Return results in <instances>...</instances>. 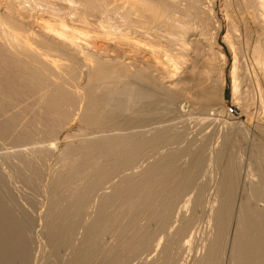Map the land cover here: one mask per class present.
<instances>
[{
    "label": "rangeland",
    "instance_id": "rangeland-1",
    "mask_svg": "<svg viewBox=\"0 0 264 264\" xmlns=\"http://www.w3.org/2000/svg\"><path fill=\"white\" fill-rule=\"evenodd\" d=\"M0 1H1L0 4L4 3L3 0ZM13 1L15 3L17 2L15 0ZM73 1L29 0L28 2V0H24V1L18 0L19 2L18 5L17 3L14 4L11 2L13 6L16 5V7L17 6L19 7V8L15 7L16 9H19V11L16 10L18 12V15L16 12V15L18 16V17L16 16L17 19L19 18L20 21L23 19V21L21 22L25 21L24 23H29V25L27 26L26 24L22 25L25 26L26 28L28 27L27 28L28 30L22 28L23 30L25 29L26 32L25 30L24 32H21L22 30H19L18 32L16 31V33L18 34L19 32H21L19 34L20 38L21 39L23 38L22 40L26 38L27 40L34 35L30 33L35 32L36 34L37 31L36 29H39L36 27H38L41 24H46V25L52 24L50 26H54V24H56L54 27L57 26L56 28H59V27H63L64 24L66 23L64 28H67L68 31L70 30L72 32L73 30H75L74 28L77 27L75 31L76 32L78 31L77 33L83 34L81 31L82 28L83 32L84 31L88 32V33L86 32L88 36H93L89 34L90 32L89 28L91 30V34H94L95 32L104 29L103 28L104 24L100 23L101 21H98L99 22L98 26L95 27V29H97L98 27L100 28L101 26L102 27L99 30L97 29V31L94 30V26H95L94 24L97 23L96 21L97 18L95 19V17L93 18L89 14L88 15L89 18H87L86 20L85 17L88 16L85 13L84 15L86 16L82 15L84 19L79 17L80 19H83L84 24L81 23V21L78 22L79 20L78 17H77L78 20L75 21L80 25L77 24L78 25L77 26L76 23L74 24L75 21L73 19H76L74 17L77 16L76 14L78 12L77 9L80 7L81 1L80 0L79 1L75 0L74 2ZM20 2H22L23 4ZM5 3H7L6 0ZM61 3L63 6L61 5ZM67 4L69 6H67ZM76 4H78L79 6ZM202 4L203 7L206 8L211 7L215 21L217 22V25H219V31L215 38V41L220 51L224 53L225 57L222 59L218 55L217 47L214 48L213 46V48H211L212 45H210V43L212 44L211 41L212 40L214 41V38H213V34L210 35L208 34L207 35L208 39H206L205 40L206 42L203 44L205 51L202 53V55L199 56V62L196 66L200 68L199 69L196 68V69L198 70V72L201 71V68L206 69V70L202 69V71L204 70L209 71L203 65V63L205 64L206 61H210V60L211 62L212 61L215 62L216 65L220 64L219 66L223 67L225 83L223 90L224 98L222 99V101L217 98V100L219 101L217 100L214 101L212 108L208 110H204L202 109V106L199 105L200 102H198L200 101L199 99H201L199 97H201L200 93L203 89L201 88L202 84L200 86L199 85L192 86L193 89L192 87H190V89H188V92L186 90L187 92L186 94L188 96L190 95L191 97H193L190 99V102L186 101L185 99L183 100L182 104L178 103V105L176 104L175 106L173 105L172 107L168 108L167 102H163L162 100L161 102H159L160 105H156L155 102H152L151 104L150 101L146 99L143 100L145 102L137 101L133 110L124 113L125 115L123 114V116L121 117V121L122 120L124 121V123L121 124L122 125L120 127L121 130L117 129V127L111 128L112 132H114L113 129L115 130V132L119 130L121 131V133H126V132L128 133V131L133 133L140 132L141 134L140 136H143L144 138H148L147 136L150 137L152 133L165 130L163 132L164 134L162 138L159 140L158 143L149 146L147 145L143 148L142 153L139 155L140 158L138 157L136 161V168L125 172V174L127 173L129 176H132L131 178H129L130 181L128 180L126 183L128 188L130 189L132 188L135 189L134 188L135 186L138 187L136 188L137 191H139L140 189H141L140 192L142 190L143 191L147 190L149 188L148 185L144 183H143L144 185L140 184V180H141L140 178L143 177L141 176L142 175L141 172L143 171V169L146 168L149 164L158 162L159 158L161 159L171 155L174 157L178 156L174 164L171 166L174 168L170 167V169L172 170L169 169V173H172L173 176L164 175L165 176L164 177L162 175L163 176L162 177L161 175L159 176L157 175L156 178L154 177V180L151 179L148 182L149 185L152 182L155 183L154 185H150L151 189L154 188L152 189L154 191V194L151 195L150 197L153 199L154 198L160 199V201L157 202V205L155 207L156 209L153 208V206L152 208L149 207V209L145 208L141 210L139 214L136 216L132 215V212L130 211L129 208V204L126 203L127 200L123 197H120L121 199L119 197L118 198L114 197L115 198L114 201L110 202L108 204L109 206L105 207L106 209L104 208L106 211L103 215L100 216V218L97 217L98 216L97 214L99 213L98 210L100 211L101 207L99 206L102 205V202L99 197L95 198L94 197L95 195H93L92 200L90 202L91 206L88 205L89 204L88 202L86 204L87 206L85 205L86 207L80 209V211L77 213L72 212L69 209L70 205H72V202L74 201L73 198L71 197L73 193L72 190L75 191V188L78 189L80 187H84L86 190V186L88 188V184H86L85 186L82 185L80 186V182L77 181L79 175L84 174L82 172V166H84L85 164H83L81 158L80 160L78 159L77 161H75L73 164L71 163V165H69L70 167L62 168L63 164L61 165V163L70 160L71 158L70 153L72 151L73 146L75 147V145L76 146L79 145L83 139H92V137L94 138L96 136H100V134L102 135L105 132L96 129V127H94L93 125L90 124L88 125L87 123L82 122L81 114L83 113L82 108H84V105L81 101L79 102L81 104V107H79L80 104L78 103L79 106L77 105L78 107L76 106L73 109L75 111L73 110L71 111L73 112L72 115L69 114L68 117L66 116V117L56 118L55 120L57 122L54 121V123L47 126L46 125L47 121H45L46 119L44 118L45 114L46 117L49 118L47 113L44 114V112L46 111L44 107L46 104L44 102H46V100L45 101L43 100L44 102L43 101L37 102V100L39 99L38 93L41 94L42 92L32 91L28 95L20 94L19 96L21 97H17L18 94H13V93L14 92L16 93V91L17 93H21L20 90L22 87H20V85L22 86L25 78L24 77H23L24 79H22V77L20 78L22 79L21 80L22 82L20 80L17 81L19 78H16V76L18 77L19 74L16 75L15 72L11 71L13 70V68L10 67V63H9L10 61H7L9 64L6 61H3L4 63L0 61V67H1L0 69L2 70L4 69L3 70L4 73H2L0 76L2 78L3 75L2 80H4L2 81V83H0V89L3 86L7 87V88H2L0 90V97H1L0 101L4 99L3 101L6 100L8 102L9 101L8 98L12 94L16 97L14 98V96L12 95L9 99L12 98L13 100L17 98L16 101L10 100V102H8V104L5 105V107L7 108L3 107L4 104H1V103L6 104L7 103L6 101L0 103L1 108L2 107L5 108L6 110L5 109L4 110L7 112L3 114L2 109L0 108V111L2 112V113L0 112V114H2L4 118L3 119L2 116L0 117V119L2 118L0 120L1 123L0 128L2 125L1 130H3L5 126L8 127L7 125L9 123L11 124L10 122L11 119L16 117V121L14 122V124H12L14 127L12 125H9V127L10 126L13 127L11 128L13 131L11 129L10 131L7 130L4 132L6 134H3L2 131H0V187H1L0 201H2V203L0 202V208L3 206V204H5L3 207L6 206V208L3 209L1 208L2 210L0 209V213H1L0 221L2 222V224H0V231L3 233L5 232V237L4 234L3 233L1 234L0 232L1 236H3V238L0 237V240L2 238L1 242L5 241L4 242L5 244L0 242L1 264L3 263L4 264H80V263L81 264H118V262L119 264H153V263L154 264H171V263L195 264V262H193L194 260L193 257L196 254H198L200 257L203 256V254L206 251V244L209 243L210 239L217 232L216 221H214L216 216L215 214L217 213L215 211H218L217 209H219L221 206L226 205V203L221 204V199L225 198L226 196V194H223V192L225 193L228 192L227 196L229 197L226 196V198L232 197L231 198L232 200L230 199L232 202L230 201V204H227V206L225 207V211L227 210L229 215L228 216L229 219L226 224L227 227L226 230L229 231L228 233L229 238L227 237V240L222 243V245L224 244L222 246L223 254H221L222 256L220 257L219 264H237L236 262L230 259V253H231L230 251L232 247V237L234 235L233 232L235 228V222L237 215L239 213L238 208H240V206L242 207L243 205L241 204H243L245 201H247V203L245 202L244 206L247 207L249 206L253 208L256 207V205L257 207H262V206L264 207V58H263L264 26L259 23L257 24L255 20L247 14L246 10L242 8L244 4L243 0H202ZM25 6L27 7V9ZM53 8L55 11H53ZM35 9H37L36 12ZM71 9L77 12L72 11ZM68 10L72 12L70 13ZM14 11L15 10H12L11 12L15 15ZM42 11L45 12L43 13ZM47 11H50L51 13ZM11 12H9L10 15ZM19 12L21 13L19 14ZM46 13L48 14L46 15ZM54 15H56L57 19L56 18L53 19L55 17ZM37 16L39 17L37 18ZM66 16L68 19L66 18ZM91 17L93 18L92 20ZM88 19L91 22L93 21L95 23L90 25L91 22L89 23ZM61 21L62 23H60ZM113 22L110 23H112L113 25ZM81 24L86 26L89 24V26L91 27L87 26L88 29L87 30L84 29V27L86 28V26L82 27ZM114 24L117 23L115 22ZM78 29L81 32H79ZM120 30L121 29H118V31L116 32L117 33L123 32L122 30L121 31ZM24 33L26 34L25 38L23 36L25 35ZM21 34L23 37L21 36ZM134 35L136 36L135 33ZM130 36L133 37L132 34ZM130 36L128 41L136 38L135 36H134L135 38H131ZM138 37L136 38V41L138 40L139 42V40H141L142 42L143 41L142 38L141 37L138 38ZM32 39H34V36L32 37ZM78 40L82 41L81 39ZM136 41L132 40L130 42L134 44ZM135 44L133 45V47L135 48L130 46L128 47V44H126L127 49H131L133 51L131 53L133 54H135V51L138 49L137 48L138 43L136 42ZM256 46L257 47L259 46V48L262 47L261 52L262 51L263 52L259 56L260 60L258 59L257 54H255L254 56L253 51L256 49ZM235 51L237 55H235ZM215 52L217 54H215ZM54 57L57 60L59 59L58 61L60 62H65V60H63L61 57L59 58H57L58 56L57 57L54 56ZM235 57L237 58L235 59ZM259 62L262 63L260 64ZM5 64L6 66L9 65L8 69L7 67H5ZM10 68L12 69L10 70ZM217 70L218 69H215L212 70V72H210L212 73L211 74L212 84L216 86L219 85V80L216 81L218 79V72H219ZM202 71L200 73L203 76ZM7 72H9V74L12 72L11 73L12 75L11 74L10 75L12 76V78L15 77L16 84L20 83V85L16 86L14 79H12L13 80L12 82L15 85L13 84L10 85L12 83L10 80L11 76L9 74L7 76L6 74ZM214 72L215 75H213ZM13 73L16 76L13 77ZM6 77L7 78L9 77V79H6ZM1 78H0V82H1ZM5 80L7 82V86H5L6 84L5 85L3 84L6 83ZM81 81L82 84L85 83L84 78L81 79ZM8 82L10 83L8 84ZM8 85L10 86L8 87ZM11 86L12 87L15 86V88H12ZM16 87H18V89ZM8 91H11L13 93L10 92L9 94ZM189 91L192 93L190 94ZM6 95H8L9 97ZM29 99H32L34 101ZM11 101L15 103H11ZM10 105L13 108L12 110H10L11 109ZM21 108L24 109L22 110ZM77 108L79 109V111L76 112ZM75 112L76 114L77 113L78 114L76 115ZM38 113L42 114V117H40L41 115H39ZM7 114L8 116L6 117L7 118L6 119L4 116H6ZM14 114H16L17 116H15ZM18 114L22 118L23 117L24 118L21 119V117L18 116ZM10 115L13 118L12 117L8 118ZM69 118L71 120H69ZM3 120H4L3 123L5 124L2 123ZM18 120L20 121V123H18L19 122ZM42 120H44V122L46 123L43 124L42 122H40ZM86 124L87 126H85ZM42 125L43 126L46 125L47 127L45 126L42 127ZM20 135L21 136L28 135L26 136L28 139L26 138L27 140L24 139L22 142L21 141L19 142V140L17 139L18 137H20ZM23 151L24 153L20 155L21 154L20 152ZM216 151L222 152L221 153L222 159L217 160V157L214 156L215 153L213 154L211 153ZM17 153L19 154L20 158L18 157ZM210 155L213 157L212 161L210 160L211 157ZM196 158L197 160L201 159V163L199 164L198 168H196V166H194V163L191 162L194 161V159ZM40 160H43L42 162L44 163H42ZM177 161L178 163H176ZM35 166H37L39 169L36 168ZM226 167L228 168L230 167L229 170L233 174V177L231 181L226 182L227 184L225 183L224 185L223 183L225 181V177L223 176V173ZM67 168L69 170L71 169L72 171L73 169H76L78 171V174L76 176L77 178L74 177L73 175L72 176L73 181L70 180L71 182L68 183H62V182L58 183L55 180L56 179L55 175H57L60 172V170L63 172L65 171L64 174L69 173V170ZM65 169H67L68 171H66ZM159 172L161 171L159 170ZM175 173H177L178 175H176ZM118 180H119L118 178L117 179L115 178V181ZM82 184L84 185V183ZM224 187H226V189H224ZM101 191L102 190H100V193ZM104 191L107 192L108 194H112L114 192V188H112L111 184L109 185L106 184L102 192ZM189 198L194 199V202L192 201L191 203L188 204L187 200ZM75 199L77 198L75 197ZM162 200L163 201L165 200L164 202L166 204L168 203L171 204L172 207L174 206V208H172L173 214L168 224V226H170V229L168 226L162 227L160 224H158V221L156 220L157 219L156 212ZM224 206L222 208H224ZM229 207H230V211L228 210ZM177 210L180 211L179 212L180 217L176 216L178 212ZM7 214L11 216L5 217L6 220H3L4 215ZM70 216L74 219H72L73 220L72 226L68 229L64 221L66 220V218L70 219ZM75 216H77V218ZM12 217H14V219ZM62 218L64 219V221ZM12 219L14 220V222L15 221L16 222L14 223ZM8 220L11 223L7 222ZM3 221H6V223ZM52 221L57 223L64 222L61 228L65 226L66 227L65 229L63 227V233L66 232L67 234L64 233L63 235L64 238L70 237L71 239L68 238L69 239L68 241L70 242H68L66 238L65 239L61 238L59 240L58 238L54 239L52 237L53 238L52 239L50 237L51 235L49 233V230H50V223H52ZM185 222H187V226L189 228L188 227L186 228V232L182 233V237H181V235L176 234L175 231L176 229H179L181 225L184 224ZM91 223H95V224L98 223V226L100 225L101 227L100 228L101 231L99 232H98L99 229L97 230V232L95 229L96 238L93 237L92 240L91 238L88 239L86 237L89 224ZM17 224L18 226H16ZM1 226H3V228H1ZM19 227L21 228V230ZM171 227L173 230L171 229ZM2 229H4L5 231ZM13 229L14 231L12 232ZM9 230H11V232H9ZM140 231L143 234L142 233L139 234L138 232ZM168 232H172L171 236L167 235ZM143 235H146L147 237L149 236L150 239L152 238L150 241L151 242L150 246L152 244L151 248L149 247L148 249L141 250V247H138L139 246L138 243L140 241L139 239ZM185 235L187 237H185ZM190 235L193 236V239L189 244L190 246L189 247L186 246L185 247L186 249L185 248L180 249L181 246L184 245L183 242H185L188 239V236L190 237ZM84 237L87 239H85ZM5 238L8 241H6ZM159 239H161V242L163 241V243L158 247L156 246V244L157 241H159ZM168 239L169 242L171 241V239L173 240L171 241L173 243L170 242L169 246H172L176 242L174 246L172 247L168 246L169 248L167 251V255H170L169 259H167L166 254L162 253L163 244L164 242L166 243ZM89 240H91L92 243ZM93 240H96L95 245L93 243L94 242ZM63 241H67L68 243ZM87 242L89 247L92 245L93 247L91 249L92 251L91 250H90L91 252L86 251L87 252L86 254L84 250L88 248ZM19 245H21V247H19ZM24 245H26L25 246L26 250L24 249ZM9 248L10 251L8 253ZM4 249L6 250L4 251ZM169 249H171V252ZM11 250H13L15 253L12 252ZM79 252L81 253L80 255H83V257L79 256L78 254ZM111 252L112 253L114 252L113 253L114 256ZM4 254L6 255V257ZM111 257L113 258L111 259L112 261L110 260ZM163 258L167 260H164ZM84 260L86 261L84 262Z\"/></svg>",
    "mask_w": 264,
    "mask_h": 264
},
{
    "label": "bare ground",
    "instance_id": "bare-ground-1",
    "mask_svg": "<svg viewBox=\"0 0 264 264\" xmlns=\"http://www.w3.org/2000/svg\"><path fill=\"white\" fill-rule=\"evenodd\" d=\"M3 1L5 3V0H3ZM6 1H7V3H5V4L3 3L4 5L0 4V47H1L0 48V50H1L0 51V61H2V62L3 61H6V62L10 61L9 62L10 67L13 68V70H11L12 68H10V70L15 72L16 75L19 74L17 77L13 73V77L16 76V78H19L17 81H19V80L21 81L22 79L25 78L23 81V84L21 83L22 84V86H21L19 82H17L19 84H16L15 77L12 78V76H11L12 72L10 73L11 75L9 74L10 71L7 72L6 73L7 76H8V74L11 76L10 77L11 82L13 81L12 79H14L16 86L20 85V87H22L21 90L19 89L21 91V93H17V91H16V93L8 91L9 94L11 92L13 94H18L17 97H21V96H19L20 94L21 95H24V94L28 95L32 91L42 92L41 94L37 92L39 94L38 95L39 97L37 95L36 96L39 98L38 99L39 101L37 100V102L46 100V102L43 101L46 104V105L43 104V105H45L44 107L46 110V111L44 110L45 112L44 111L43 112H44V114L47 113V115L49 116V118H47L46 114H45V117H44L46 119V120L45 119L44 120L47 121V124H46L47 126L54 123V121H56L55 120L56 118L66 117V116L68 117L69 114L72 115L73 112H71V111L77 105L79 106V104H80L79 102L81 101L84 105V108H82V111H83V113L81 114L82 116L80 115L82 117V122L87 123L88 125L89 124L93 125L94 127H96V129H99V130H102L105 132L102 135L100 134V136H96L94 138L92 137V139H83L79 145H77V146L75 145V147L73 146L72 151L70 153L71 154L70 160H68L67 162L61 163V165L63 164L62 168L70 167L69 165H71V163L73 164L75 161H77L78 159L80 160V158H81L82 159L81 161L83 162V164H85L84 166H82V172L84 174L79 175L77 181L80 182V186L81 185L85 186L86 184H88V188L86 186V190L84 187H80L78 189L75 188V191L72 190L73 193H72L71 197L73 198L74 201L73 202L71 201L72 205H70L69 209L72 212H76V213L79 212L80 209H83L87 206L86 204L88 202H89L88 205H90V202L92 200L93 195H95L94 196L95 198L99 197L101 202H102V205L99 206L101 208H100V211L98 210V212H99L97 214L98 218H100V216L105 213V211H106L105 207L109 206L108 204L110 202L114 201V199H115L114 197L125 198L127 200L126 203L129 204V208H130V211L132 212L133 216L138 215L139 212L145 208L149 209V207L152 208V206H153V208H155L157 205V202L160 201V199H156V198L153 199L150 197L151 195L154 194V191L152 190L154 188L151 189L150 185H154L155 183L152 182L149 185L148 182L151 179L154 180V177L156 178L157 175L158 176L159 175H161V176L162 175L163 176L164 175L173 176L172 173H169V169L174 164V162L178 156L174 157L171 155V156H166V157L161 158V159L159 158L158 162L149 164L146 168L143 169V171L141 172L142 173L141 176H143V177L140 178L141 179L140 184L144 183V184L148 185L149 188L145 191L142 190L140 192L141 189L139 191H137L136 188H138V187H135V186H134L135 189L128 188L126 183L128 180L130 181L129 178H131L132 176H129L127 173L125 174V172L128 170H133L136 168V161H137L139 155L142 153L143 148L147 145L149 146V145H154V144L158 143L159 140L162 138V136L164 134L163 132L165 130L164 131L161 130L159 132L152 133V135H150V137L147 136L148 138H144L143 136H140L141 135L140 132H137V133L134 132L133 133V132L128 131V133L127 132L121 133V131H119V130H117L115 132L114 129H113L114 132H112L111 128L117 127V129L121 130V128H120L122 126L121 124L124 123L123 120L121 121V117L123 116L124 113H127L128 111H132L134 106L136 105L137 101L145 102L143 100L146 99V100L150 101L151 104H152V102H155L156 105H160L159 102H161V100H162L163 102H167L168 108L172 107L173 105L175 106L176 104L178 105V103L182 104L183 100H185V99H186V101L190 102V99L193 97H191L190 95L188 96L186 93L188 92V89H190V87H192V86H197V85L200 86L202 84L201 88H203V89L200 93L201 97H199L201 99H199L200 101H198V102H200L199 105L202 106V109L208 110V109L212 108L213 102L216 101L217 98L222 101V99L224 98V94H223L224 91L223 90H224V83H225V78H224V74H223V67L219 66L220 65L219 63H218L219 65H216V63L213 61L211 62V60L210 61L205 60L206 62L204 61L205 64L203 63V65L209 71H205L206 70L205 68H201V71H202V69H205L204 71H202V73H203V76H202L200 73L201 71L198 72V70L196 69V68H198L196 66L199 62V56L202 55V53L205 51L203 44L206 42L205 40L208 39L207 38L208 34L209 35L213 34V38H214V41L213 40L211 41L212 44L210 43V45H212L211 48H213V46H214V48L217 47L218 55L222 59L225 57L224 53L222 51H220V49H219V47L215 41V38H216L218 31H219V25H217V22L215 21L214 14L212 13L211 7L210 8L203 7L202 0H80L81 5L79 3L80 7L77 9L78 12L75 10H72L74 5L71 9L72 11L77 12L76 13L77 16L74 17L76 19H73V20L74 21L78 20L77 17L83 18L82 15H84V13L87 16L90 14V16H92L93 18L95 17V19L96 18L98 19V20L96 19V21H97L96 24H94L95 22H93V21L91 22L88 19L89 23L91 22L90 25L91 24L95 25L94 30L97 31V29L99 30L102 27L101 26L100 28L98 27L97 29H95V27L98 26V23H99L98 21H101L100 23L104 24L103 25L104 29L97 31L94 34H91V30L89 28L91 26H89V24H88L87 26H89L88 28L90 31L89 34L93 35V36H88L87 35L88 32L86 31L87 32L86 33L84 31L86 33L85 34L83 32L82 28H81V31L83 34L77 33L78 31L77 32L75 31L77 29V27L74 28L75 30H73L72 32L70 30L68 31L67 28H64L66 23L64 24L63 27H59V28H56L57 26L54 27L56 24H54V26H50L52 24H50V25L41 24L38 27H36V28H39V29H36L37 31L35 30L36 34H35V32L30 33V34H34L33 35L34 39H32L33 36L31 38H29L30 36L28 35L29 36L28 38L30 39V41H29V39L26 40V38H25L26 34L25 33H24L25 35H23L25 38L24 40H22L23 38L21 39L19 36V34L21 32H24L25 29L28 30L27 29L28 27L26 28L25 26H22V25L26 24V26H27V25H29V23H24L25 21L21 22V21H23V19L21 21L19 20V18L17 19V17H18L17 11H19V9H16V8H19V7L18 6L16 7V5L13 6L12 3H14V4L17 3V5H18V3H19L18 0H15V1H17L16 3L13 0L12 1L6 0ZM19 1H22V0H19ZM71 1H73V0H71ZM28 2H29V0H28ZM243 2H244V4H243L242 8H244L246 10L247 14L249 16H251L257 24L259 23V24L264 26V0H243ZM20 3H22V2H20ZM37 4H38V2H37ZM37 4H35V5H37ZM68 4H67V6H69ZM61 5H62V3H61ZM76 5H78V4H76ZM39 6H41V5H39ZM43 6H44V4H43ZM47 6H49V5H47ZM26 9H27V7H26ZM12 10H15L14 11L15 15L11 12ZM36 10L37 9H35V12H36ZM51 10H52V8H51ZM53 11H55L54 8H53ZM9 12H11V15ZM16 12H17V15H16ZM47 12H50V11H47ZM8 13H9V15H8ZM20 13L21 12H19V14ZM12 14L14 15V17ZM47 14L48 13H46V15ZM53 14H55V13H53ZM59 14H60V12H59ZM39 15H40V13H39ZM86 15H84V16H86ZM29 16H31V15H29ZM42 16H43V14H42ZM54 16H55L54 18L53 17H50V18H53V19L56 18L57 19L56 15H54ZM59 16H61V15H59ZM38 17L39 16H37V18ZM92 17H91V20L93 19ZM66 18H67V16H66ZM80 18H79L78 22L81 21V23H83L84 18L83 19H80ZM85 18L87 20V18H89V16L85 17ZM95 19H94V21H95ZM66 21H68V20H66ZM113 21H115L117 24H114L115 22H113ZM110 22H113V25ZM60 23H62V21ZM75 23H76V21L74 22V24ZM77 24L78 23H76V25ZM83 24H81L82 27L86 26ZM105 24H107V25H105ZM78 25H80V24H78ZM87 26H86V28L84 27V29H87ZM67 27H68V25H67ZM22 28H25V29L23 30ZM29 28H30V26H29ZM118 29H121L123 32L117 33L116 31H118ZM19 30H22V31L17 34L16 31L18 32ZM26 30H25V32H26ZM92 30H93V27H92ZM31 31H29V32H31ZM81 31L79 30V32H81ZM134 33L136 34V36L134 35ZM27 34H29V33H27ZM131 34H132V36L134 35L136 38L138 36L141 37L143 41L141 42V40H139V42H141V43H139L138 40L136 41V38L134 36L133 37L130 36ZM21 36H22V34H21ZM129 36L131 38H135L132 40H135L138 43L137 44L138 49L137 48H136L137 50L135 49L137 51V53L135 51V54L131 53V52H133L131 49H127L126 44H128V47L129 46L133 47V45L136 43L135 42L133 44L132 42H130L132 40L128 41ZM211 38H212V36H211ZM31 39H32V42H31ZM78 39H81L82 41H79ZM80 42H83V43H80ZM140 45H142V46H140ZM135 46H136V44H135ZM133 48H135V47H133ZM261 49H262V47L259 48V46L258 47L256 46V49L253 51L254 56H255V54L258 55V59H259V56L261 55V53L263 52V51L261 52ZM255 52H257V53H255ZM217 53L215 52V54H217ZM235 55H237L236 51H235ZM54 56H56V57L58 56L57 58L61 57L63 60H65V62L58 61L59 59L57 60ZM236 58L237 57H235V59ZM263 58H264V56H263ZM235 62H236V60H235ZM3 63H1V64H3ZM259 63L261 64L262 62H259ZM6 64H5V67H7V69H8L9 65L6 66ZM234 67H236V66H234ZM215 69H218L217 71H219L218 72V79L216 80V81L219 80L218 86L213 85L212 79H211L212 73H210V72H212V70H215ZM1 70L2 69H0V71ZM3 70L0 72V76L2 73H4ZM217 71H215V72H217ZM215 72L213 75H215ZM198 73H200V74H198ZM21 77H22V79H20ZM83 78H84L85 83L82 84L81 79H83ZM2 79H3V75H2L0 83H2V81H4ZM6 79H9V77L8 78L6 77ZM10 80H8V81H10ZM5 82H6V80H5ZM9 83L10 82H8V84ZM3 84L4 85L6 84L5 86H7V82L3 83ZM12 84L15 85L13 82L10 85H12ZM10 85H8V87ZM214 86H216V87H214ZM2 88H7V87L3 86V87H1V89ZM12 88H15V86H13ZM16 88L18 89V87H16ZM8 89H10V88H8ZM192 89H193V87H192ZM14 90H16V89H14ZM186 90H187V92H186ZM217 90H218V92H217ZM189 93L191 94L192 92L189 91ZM3 95H5V94H3ZM33 95H35V94H33ZM6 96H8V95H6ZM15 97L16 96H14V98ZM9 98H8V100H9L8 102H10V100H12V98L11 99H9ZM30 98H31V96H30ZM16 99H13V100L16 101ZM3 100L0 101V103L6 101V100L5 101H3ZM29 100H32V99H29ZM219 100H217V101H219ZM12 101H11V103H15ZM32 101H34V100H32ZM8 102L6 104L5 103H1V104H4V106L3 105L2 106L5 107V105H7ZM25 103H27V102H25ZM28 103H30V102H28ZM1 104H0V108H1ZM196 104H198V103H196ZM11 105H10V108H11L10 110L13 109ZM21 105H22V103H21ZM3 107L1 109H2L3 114H5V112H6L5 108H7V107H5V108H3ZM15 107H16V105H15ZM21 107H23V106H21ZM79 107H81V104ZM77 109H76V112L79 111V109L78 110ZM73 111H75V110H73ZM82 111H80V112H82ZM11 112H13V111H11ZM18 112H20V111H18ZM76 112H75V114H76ZM38 114H37V116H38ZM14 115L17 116L16 114H14ZM39 115H41L40 117H42V114H39ZM1 116H2V114H0V117ZM7 116H8V114L4 117L6 118ZM12 116H13V114H12ZM12 116L10 115L8 118H10ZM18 116H20V115L18 114ZM81 117H78V118H81ZM2 118H3V116H2ZM23 118L21 117V119H23ZM44 120H42L40 122H42L43 124L46 123V122H44ZM69 120H71V119L69 118ZM69 120H67V121H69ZM15 121H16V117L11 119V121H10L11 124L10 123L8 125L6 124L8 127L5 126V128L3 129L4 131L1 130L2 129V125H1L0 131H2L3 134H6L4 132L7 130L10 131V129L14 127L12 124H14ZM3 122H4V120L2 121V123ZM18 123H20V121ZM3 124H5V123H3ZM87 124L85 126H87ZM9 125H12L13 127H11V126L9 127ZM16 125H19V124H16ZM46 125H44V126L47 127ZM44 126L42 125V127H44ZM143 133H145V132H143ZM148 133H150V132H148ZM26 136H28V135H26ZM26 136L20 135V137H18L17 140H19V142L20 141L22 142L24 139L27 138ZM36 144H38V143H36ZM20 153H21L20 155H22L24 153V151L20 152ZM211 153L212 154L215 153L214 156L217 157V160L222 159V154H221L222 152L221 151H216V152H211ZM14 155H15V153H14ZM212 156L210 157L211 161L213 158ZM18 157H19V154H18ZM40 158H43V157H40ZM40 158H38V159H40ZM214 160H216V159H214ZM40 161L42 162L43 160H40ZM191 162H193L194 166H196V168H198L199 164L201 163V159L197 160V158H196V159H194V161H191ZM42 163H44V162H42ZM176 163H178V161ZM37 166H40V165H37ZM37 166H35V167L38 168ZM78 167H79V165H78ZM171 168H174V167H171ZM67 169H65V170L68 171L69 169L68 170ZM229 169H230V167L229 168L226 167L225 171L223 173V176L225 177V181L223 183L224 185L226 182L231 181L232 177H233V174L231 173V171ZM159 170L161 172H159ZM170 170H172V169H170ZM56 171H59V170H56ZM64 172L60 170V172L57 175H55V177H56L55 180L58 183L59 182H62V183L71 182L70 180H72V176L74 175V177H76L78 174V171L76 169H73V171L70 169L69 173H66V174H64ZM177 173H178V171H177ZM177 173H175V174L178 175ZM115 178L116 179L118 178L119 180L115 181ZM133 180H135V179H133ZM82 183H84V185ZM106 184L107 185L111 184L112 188H114V192L112 194H108L105 191L102 192L103 188H105ZM76 185H79V184H76ZM138 185H139V182H138ZM224 189H226V187H224ZM100 190H102L101 193H100ZM227 193L223 192V194H226V196H227ZM226 196H225V198L221 199V204L226 203L225 206L223 205L224 208H222L223 206H221L219 209H217L218 211H215L217 213L215 214L216 216H215L214 221H216L217 232L210 239L209 243L206 244V251L203 254V256L200 257L198 254H196L193 257L194 260L192 258V260H193V262H195V264H219L220 263V257L222 256L221 254H223L222 246L224 245V244L222 245V243L224 241H226L227 237L229 236L228 235L229 231L226 230V228H227L226 224L228 222V219H229L228 216L229 215H228V211L227 210L225 211V207L227 206V204H230L232 197L226 198ZM75 197L77 199H75ZM227 197H229V196H227ZM164 201L163 200L161 201V204L158 207V210L156 212L157 215L156 214L155 215L157 216L156 220L158 221V224H160L162 227H167L169 224V221L172 217V214H173L172 208H174V206L172 207L171 204H168V203L166 204ZM192 201L194 202V199L189 198L187 200L188 204L191 203ZM243 201H244V199H243ZM0 202L2 203V201H0ZM93 202H95V201H93ZM245 202L247 203V201H245ZM244 203L241 204V205H243L242 207L240 206V208H238L239 213H238L237 218H236L235 228H234V232H233L234 235L232 237V247H231V251H230L231 252L230 253V259L233 260L234 262H236L237 264H264V207L263 206L257 207V205H256V207L251 208L249 206L248 207L244 206ZM78 204H79V206H78ZM4 205L5 204H3V206ZM3 206L1 207L2 209L6 208V206L5 207H3ZM228 210L230 211V207ZM183 211H184V209H183ZM179 212L180 211L177 212L176 216L180 215ZM174 215H175V213H174ZM10 216L11 215H9V214L4 215V219L3 218L2 219L6 220L5 217H10ZM133 216H131V217H133ZM73 217H74V214H73ZM75 217L77 218V216H75ZM12 218L14 219V217H12ZM72 219H74V218H72L71 216H70V219L66 218L65 221L63 219V221L66 223L65 225L67 226L68 229L73 224ZM176 220H177V218H176ZM3 222L6 223V221H3ZM7 222H9V220ZM13 222H14V220H13ZM64 222L57 223V222L52 221V223H50L49 233L51 235L50 236L51 238L52 237L54 239L58 238L59 240L61 238L62 239L64 238L63 234L66 232L63 233V227H64V229L66 227L63 226L61 228V226ZM5 223H3V224H5ZM9 223H11V222H9ZM95 223H96V221H95ZM95 223L89 224V228L87 230V236H86L88 239L91 238V240H92L93 237L96 236V232L98 229H99L98 232L101 231L100 225L98 226V223L97 224H95ZM0 224H2L1 221H0ZM3 226H1V228H3ZM16 226H18V224ZM10 227H12V226H10ZM51 227H53V228H51ZM168 227L170 229V226H168ZM187 227H188L187 222H185L184 224L181 225V227L179 229H176L175 233L180 234L182 237V233L186 232ZM86 228H87V226H86ZM95 229H96V232H95ZM171 229H172V227H171ZM2 230H4V229H2ZM7 230H8V227H7ZM20 230H21V228H20ZM13 231H14V229L12 230V232ZM9 232H11V230H9ZM2 233L3 232H1V234ZM138 233L140 234L142 232L140 231ZM171 233L172 232H168L167 235L171 236ZM1 234H0V237L3 238V236H1ZM3 234L5 237V232ZM147 234H149V233H147ZM18 235H21V234H18ZM62 235H63V237H62ZM192 235H190V237L188 236V239L186 238L187 240L185 239L186 241L183 242L184 245L181 246L180 249H183L186 246H188V247L190 246L189 244L191 243V241L193 239ZM151 236H152V234H151ZM100 237H101V234H100ZM185 237H187V236L185 235ZM2 238H1V240H2ZM68 238L71 239L70 237H68ZM68 238H66L67 241L69 240ZM87 238H85V239H87ZM149 239H150L149 236L147 237L146 235H143L139 239L140 241L138 243L139 244L138 247H141V250L142 249H148L149 247L151 248L152 244L150 246V243H151L150 241L152 238L150 240ZM1 240H0V242H1ZM5 240H6V238H5ZM91 240H89V241L91 242ZM96 240H93L94 245H95ZM6 241H8V240H6ZM67 241H63V242H66V243L70 242V241H68V242ZM171 241H173V240L171 239ZM4 242L2 241L1 243H4ZM170 242L168 239L166 241V243L164 242L163 247H162V249H163L162 253L166 254L167 259L170 258V255H167L168 248L174 246L176 243L175 242L172 246H169ZM23 243H26V242H23ZM162 243H163V241L161 242V239H159V241H157L156 246L159 247L160 245H162ZM171 243H173V242H171ZM18 244H20V243H18ZM54 245H57V244H54ZM25 246L26 245H24V249L26 250ZM87 246H88V242H87ZM19 247H21V245H19ZM92 247H93V245L90 247L88 246L89 249L88 248H87L88 250L85 249L84 250L85 253L87 254V252L90 251L92 249ZM7 248H8V246H7ZM5 250L6 249H4V251ZM169 250L171 252V249H169ZM9 251H10V248L8 250V253H9ZM11 251L14 252L13 250H11ZM80 252L78 253L79 256L83 257V255H80L81 254ZM21 253H23V252H21ZM178 253H179V251H178ZM25 254H27V253H25ZM82 254H83V251H82ZM113 256H114V254H113ZM5 257H6V255H5ZM112 257L110 258V260L113 259ZM23 258H24V256H23ZM167 259H164V260H167ZM164 260H162V261H164ZM81 261H82V259H81ZM85 261L86 260H84V262ZM165 263H166V261H165ZM118 264H119V262H118Z\"/></svg>",
    "mask_w": 264,
    "mask_h": 264
}]
</instances>
